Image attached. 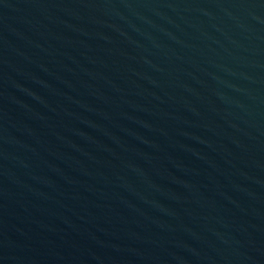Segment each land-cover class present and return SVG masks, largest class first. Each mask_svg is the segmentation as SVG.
Listing matches in <instances>:
<instances>
[{
  "label": "water",
  "instance_id": "water-1",
  "mask_svg": "<svg viewBox=\"0 0 264 264\" xmlns=\"http://www.w3.org/2000/svg\"><path fill=\"white\" fill-rule=\"evenodd\" d=\"M0 264H264V0H0Z\"/></svg>",
  "mask_w": 264,
  "mask_h": 264
}]
</instances>
